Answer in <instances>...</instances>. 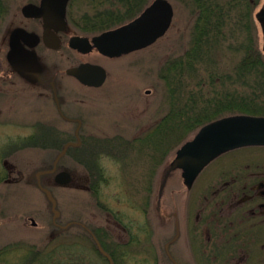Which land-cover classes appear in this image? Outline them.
Segmentation results:
<instances>
[{
	"label": "rangeland",
	"instance_id": "rangeland-1",
	"mask_svg": "<svg viewBox=\"0 0 264 264\" xmlns=\"http://www.w3.org/2000/svg\"><path fill=\"white\" fill-rule=\"evenodd\" d=\"M169 1L175 14L172 26L164 37L140 51L109 59L95 52L80 55L68 47L67 41L72 34L96 35L82 32L75 24L80 22L75 18L87 12L86 0H72L69 11L74 17L69 16L68 19L74 22L69 23L68 30L62 34L63 47L50 51L40 43L35 51L44 68L43 83L26 84L10 67L6 54L9 36L15 27L22 26L34 32L38 30V22L25 18L21 8L40 0H0V264H19L30 251L45 255L43 264H106L91 251L88 241L82 240L76 226L65 231L58 227V224L68 222H81L86 227L99 226L97 224L104 222L105 215L97 210L96 200L103 202L99 204L108 209L122 208L123 211H130L131 205L140 200L150 201L147 210H152L159 219L157 236L160 240L167 239L171 234L172 226L168 228L165 223L188 215L184 200L187 193H194L195 190L189 192L186 189L181 171L175 170L162 189L161 185L176 150L192 139L201 127L185 132L181 137L179 135L180 138L175 141L170 136L168 143L170 138L173 143L163 155L155 154L143 143H134L150 132L168 111L167 89L161 78V69L169 56L182 54L189 45L191 9L177 0ZM258 28V45L264 53L259 24ZM229 54L227 64L230 67L236 60ZM85 61L100 64L106 69L107 80L102 87L89 88L65 75L67 67ZM57 105L68 117L82 120L83 148L69 152L59 164V169H65L72 175L68 185L59 186L52 175L41 177V185L50 189L57 200L60 217L54 219L52 206L45 191L38 185L36 173L51 167L62 144L73 140L76 127L64 122ZM31 135H34L33 141L37 146L26 144L32 141ZM103 140L110 144H102ZM92 150L99 151V155ZM89 152H93L95 160H92L99 164L97 180L92 178L85 164L83 166L75 159ZM225 156L204 170L195 187L215 177L221 167L223 170L248 168L253 157L263 160L264 148H244ZM91 184L100 186L101 198L94 196L95 200L91 197ZM159 189L158 213L155 203ZM215 191L209 192L210 201L217 200ZM153 192L154 203L151 198ZM109 195H121L123 203L116 205L113 198L109 203ZM150 214L148 216L152 217ZM31 218L36 221V226H33ZM74 249L87 261L77 258ZM252 249L255 257L251 264H259L264 253L259 247ZM160 252L166 258L162 243ZM185 252L182 248L179 256L183 258ZM88 256L93 262L88 261ZM151 260L150 257L139 262L152 264Z\"/></svg>",
	"mask_w": 264,
	"mask_h": 264
},
{
	"label": "trees",
	"instance_id": "trees-1",
	"mask_svg": "<svg viewBox=\"0 0 264 264\" xmlns=\"http://www.w3.org/2000/svg\"><path fill=\"white\" fill-rule=\"evenodd\" d=\"M148 1L86 0L87 12L75 18L80 20L75 24L82 32H101L133 18ZM177 2L191 9L192 27L187 49L167 58L161 69L168 111L142 142L158 155L172 145L170 136L175 141L185 132L235 113L264 114V53L255 19L262 0ZM69 16L74 17L71 11ZM228 53L236 60L230 67ZM33 137L27 145L37 146ZM45 259L30 251L19 264H43Z\"/></svg>",
	"mask_w": 264,
	"mask_h": 264
},
{
	"label": "flooded vegetation",
	"instance_id": "flooded-vegetation-1",
	"mask_svg": "<svg viewBox=\"0 0 264 264\" xmlns=\"http://www.w3.org/2000/svg\"><path fill=\"white\" fill-rule=\"evenodd\" d=\"M30 20L38 22L39 32L35 33L41 35L42 20ZM42 83L43 81L36 84ZM56 102L59 104L57 98ZM57 108L66 124L76 126L73 140L65 143L76 141V131L80 128L79 134L83 144V122L80 127L79 118L68 117L61 112L60 106L57 105ZM92 151L96 153L95 150ZM92 153H83L86 155L82 158L86 161L85 165L92 169V178L97 180L99 172L95 169L96 162ZM96 154L98 156L99 151ZM80 157L76 159L79 160ZM254 158L250 160L248 168L234 167V170H223L221 167L216 176L207 183L195 187V181L192 188L186 187L189 192L195 190L194 193H187L184 200L188 215L183 219H173V222L165 223L168 228L172 226L167 239L160 240L157 236L159 219L153 215L152 210H147L150 201L140 200L136 205H131L130 211H123L122 208L108 209L107 206L99 204L103 202L95 199L101 198L102 193L100 187L93 189V186L89 188L90 194L97 202V209L105 214L104 222L95 227H86L81 222L58 224V227L65 231L76 226L82 240L88 241L87 245L91 251L106 264H140V260L146 261L150 257L152 264H251L252 258L255 257L253 247H259L264 253V159ZM214 191L217 200L210 201L209 192ZM154 196L153 192L152 203ZM160 197L159 189L155 203L158 213ZM112 198L116 205L123 203L121 195H109V203ZM150 213L152 217L148 216ZM173 216H176V212H173ZM161 243L167 253L166 258L161 255ZM77 244L83 245L81 242ZM182 248L186 250L183 258L179 256ZM74 251L77 258L87 261L86 257L78 254L77 249ZM88 258V261H92L90 256ZM263 262L264 256L259 259V264Z\"/></svg>",
	"mask_w": 264,
	"mask_h": 264
},
{
	"label": "water",
	"instance_id": "water-1",
	"mask_svg": "<svg viewBox=\"0 0 264 264\" xmlns=\"http://www.w3.org/2000/svg\"><path fill=\"white\" fill-rule=\"evenodd\" d=\"M70 0H41L40 4L28 3L22 7V13L27 18H41L43 20V43L52 49L61 47L59 32L67 30V6ZM174 15L173 6L168 0H154L142 14L129 23L116 29L105 31L94 36L91 40L87 36H72L69 46L80 52L88 53L96 47L101 53L110 57L142 49L153 44L169 29ZM263 34L264 42V3L255 15ZM41 38L24 28H15L9 39L10 50L7 59L14 70L30 82H39L43 77V68L38 61L37 54L23 46L36 47ZM66 73L77 77L85 85L101 86L106 79L105 69L97 64L83 63L66 70ZM79 128L77 129L78 137ZM79 139V137H78ZM77 142L67 143L55 160L52 169L40 170L36 179L46 174L55 173L57 163L66 154L69 146H79ZM248 145L264 146V117L251 115H231L222 117L202 126L195 136L187 140L176 151L167 169L164 187L168 176L175 170L182 171L183 183L191 188L201 170L212 160L236 148ZM55 181L62 185L71 181L67 171L58 172ZM47 198L52 202L54 219L60 216L56 209V200L50 190H46ZM33 226L36 221L31 218Z\"/></svg>",
	"mask_w": 264,
	"mask_h": 264
},
{
	"label": "bare ground",
	"instance_id": "bare-ground-1",
	"mask_svg": "<svg viewBox=\"0 0 264 264\" xmlns=\"http://www.w3.org/2000/svg\"><path fill=\"white\" fill-rule=\"evenodd\" d=\"M154 0H149L148 1V3L146 4V6H144V8L136 15V16H134L133 18H131V19H129V20H127V21H125V22H123V23H121V24H119L118 26H115V27H113V28H109V29H106V30H104V31H101V32H97L96 33V35H94V36H97V35H100V34H102L103 32H105V31H109V30H113V29H116V28H118V27H120V26H123V25H125V24H127V23H129L130 21H132V20H134V19H136L137 17H139L141 14H142V12L148 7V6H150L151 4H152V2H153ZM169 1V0H168ZM170 2V1H169ZM171 3V2H170ZM71 4H72V2H71ZM171 5H172V3H171ZM173 6V5H172ZM69 10L70 9H68V11H67V30H68V27H69V23L71 24V23H73V22H70L69 21V19H68V17H69ZM173 10H174V7H173ZM174 14H175V12H174ZM173 18H174V15H173ZM172 22H173V19H172ZM172 22H171V25H170V27H169V29L167 30V32L170 30V28H171V26H172ZM77 26V25H76ZM78 27V26H77ZM79 29V28H78ZM66 30V31H67ZM80 30V29H79ZM66 31H64V32H59L58 33V35H59V37L61 38V42H62V44H61V47L59 48V49H52V48H48L45 44H43L48 50H50V51H58V50H60L62 47H63V38H62V34L63 33H65ZM167 32L162 36V37H164L166 34H167ZM11 34V33H10ZM43 34V33H42ZM76 35H81V34H78V33H76V34H72V36H76ZM72 36L70 35V37H69V39H68V41H67V45H68V47L71 49V50H73V51H75L77 54H80V55H88V54H91V53H93V52H95V53H98L99 55H101V56H103V57H105V58H109V59H116V58H120V57H122V56H125V55H128V54H131V53H133V52H137V51H140V50H142V49H145V48H147V47H149V46H151V45H153V44H155L159 39H161L162 37H160V38H158L153 44H151V45H149V46H147V47H144V48H142V49H138V50H135V51H132V52H129V53H125V54H122L121 56H118V57H110V56H108V55H105V54H103V53H101L96 47H94L90 52H88V53H83V52H80L79 50H77V49H73V48H71L70 46H69V41H70V39L72 38ZM41 41V40H40ZM23 44V46H25V48L26 49H31V51H34L36 54H37V52L35 51V48L36 47H34V48H32V47H29L28 45H26L24 42H22ZM187 49V48H186ZM185 49V50H186ZM10 50V46H9V49H8V51ZM8 53V52H7ZM183 53V52H182ZM174 56V55H173ZM172 56V57H173ZM169 57H171V56H169ZM168 57V58H169ZM6 58H7V54H6ZM37 58H38V61H39V63L41 64V66H42V68H43V65H42V63H41V61H40V58H39V56H38V54H37ZM7 61H8V59H7ZM83 63H92V64H97V63H93V62H88V61H85V62H80V63H78L77 65H72V66H70V67H67L66 68V70L67 69H69V68H72V67H77V66H79V65H81V64H83ZM8 64L10 65V67L11 68H13L12 67V65L10 64V62L8 61ZM97 65H100V64H97ZM100 66H102V65H100ZM103 67V66H102ZM104 68V67H103ZM105 69V68H104ZM66 70H65V75H67V76H69V77H71V78H73V79H75V80H77L81 85H83V86H86V87H89V88H100V87H102L104 84H105V82H106V80H107V71H106V69H105V71H106V79H105V81H104V83L101 85V86H98V87H95V86H89V85H85L83 82H81L77 77H75V76H72V75H69V74H67L66 73ZM22 80H24L25 81V83L26 84H36V83H41L42 81H43V79H44V77H45V74H44V68H43V77H42V79H41V81H39V82H30V81H28L27 79H25L24 77H22V76H19ZM169 105V104H168ZM167 113V112H166ZM241 114H244V115H251V116H256V117H264V114H250V113H235V114H231V115H241ZM231 115H227V116H231ZM222 118V117H221ZM81 122H82V120L80 119L79 120V124H80V127H81ZM208 124V123H207ZM79 132H80V128H79ZM79 132H78V137H79V139H80V141H81V138H80V134H79ZM149 133V132H148ZM148 133H146L142 138H140V139H138V141H135L134 143L137 145V144H142V142H144V140H145V138H146V135L148 134ZM78 137H77V131H76V141H71V142H77L79 139H78ZM49 141V140H48ZM104 142V143H103ZM68 143H70V142H68ZM98 143H101L100 141H98ZM105 143H109L108 141H106V140H103L102 141V144H104L105 145ZM67 143H64V144H62V146H61V149H60V151L58 152V154L55 156V158L53 159V161H52V164H51V167L49 168V169H52L53 168V165H54V163H55V160H56V158L58 157V155L60 154V152L63 150V148H64V146L66 145ZM110 144V143H109ZM82 145V146H81ZM117 145H119V144H117ZM121 146H123V144H120ZM128 145H129V143H128ZM81 146V147H80ZM78 147H80V148H78ZM249 147H256V148H264V146H262V145H248V146H244V147H240V148H236V149H233V150H231V151H236V150H241V149H244V148H249ZM76 148V149H75ZM81 148H83V144H82V142H81V144L79 145V146H69V148L67 149V152H66V154L59 160V162L57 163V169H56V171H55V173H52V174H46V175H43V176H47V175H52V176H54V181H55V176H56V174L58 173V172H61V171H67V170H65V169H59V164H60V162H61V160L63 159V158H65V156H67V155H69V152H71V151H73V150H77V151H79ZM127 148V147H126ZM116 149V148H115ZM117 150V149H116ZM115 150V151H116ZM231 151H228V152H226V153H224V154H222L221 156H219V157H217L216 159H214V160H212L208 165H206L202 170H201V172L199 173V175H198V177L196 178V179H198L200 176H201V174L204 172V170L207 168V167H209L212 163H214L215 161H217V160H220L221 159V157H223V156H225V155H229L230 153H231ZM76 159V158H75ZM77 160V159H76ZM79 163H81L83 166H84V164L86 163V161H84V159L82 158V157H80L79 158V160H77ZM88 162V161H87ZM99 167V164H96V166H95V169H97ZM235 168H237V167H235ZM88 169H89V171H92V169L91 168H89L88 167ZM68 173H70L69 171H67ZM91 174V173H90ZM70 175H71V173H70ZM102 176H103V173H102ZM42 177V176H41ZM97 177V176H96ZM195 179V181H197ZM37 180V179H36ZM71 181H72V175H71ZM70 181V182H71ZM194 181V182H195ZM37 182H38V185H39V187L43 190V191H45V193H46V190H50V189H48V188H46V187H43L42 185H41V178H40V182L37 180ZM69 182V183H70ZM55 183L56 184H58L59 186H66V185H68V184H65V185H62V184H60V183H57L56 181H55ZM193 185H194V183H193ZM193 185H192V187H193ZM91 186H92V184H91ZM98 187H100V186H93V189H96V188H98ZM191 187V188H192ZM51 191V190H50ZM52 193V192H51ZM53 195V194H52ZM46 196H47V194H46ZM55 198V197H54ZM55 200H56V198H55ZM50 202V204H51V206L53 207V205H52V202L51 201H49ZM56 209H57V200H56ZM58 210V209H57ZM97 210H99L100 212H102L103 213V211H101L100 209H97ZM59 211V210H58ZM104 214V213H103ZM105 215V214H104Z\"/></svg>",
	"mask_w": 264,
	"mask_h": 264
}]
</instances>
